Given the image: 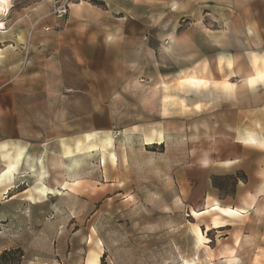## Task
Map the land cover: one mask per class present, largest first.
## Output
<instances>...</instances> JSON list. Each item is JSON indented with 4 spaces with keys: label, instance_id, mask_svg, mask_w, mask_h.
Listing matches in <instances>:
<instances>
[{
    "label": "crops",
    "instance_id": "1",
    "mask_svg": "<svg viewBox=\"0 0 264 264\" xmlns=\"http://www.w3.org/2000/svg\"><path fill=\"white\" fill-rule=\"evenodd\" d=\"M0 23L1 206L128 199L166 148L211 214L176 264H264V0H10Z\"/></svg>",
    "mask_w": 264,
    "mask_h": 264
},
{
    "label": "rangeland",
    "instance_id": "2",
    "mask_svg": "<svg viewBox=\"0 0 264 264\" xmlns=\"http://www.w3.org/2000/svg\"><path fill=\"white\" fill-rule=\"evenodd\" d=\"M160 149L133 157L128 199L108 191L103 203L68 194L34 209L0 205V243L20 247L19 264H94L96 253L105 254L99 264L179 263L192 253L195 232L204 239L197 225L211 214L189 211L179 194L177 153ZM220 180L227 191L235 187L231 177ZM11 258L8 264L18 263L17 254Z\"/></svg>",
    "mask_w": 264,
    "mask_h": 264
},
{
    "label": "built area",
    "instance_id": "3",
    "mask_svg": "<svg viewBox=\"0 0 264 264\" xmlns=\"http://www.w3.org/2000/svg\"><path fill=\"white\" fill-rule=\"evenodd\" d=\"M54 14L59 18H64L69 14V9L74 0H53ZM6 27L0 23V32L5 31ZM167 43V41H166Z\"/></svg>",
    "mask_w": 264,
    "mask_h": 264
},
{
    "label": "bare ground",
    "instance_id": "4",
    "mask_svg": "<svg viewBox=\"0 0 264 264\" xmlns=\"http://www.w3.org/2000/svg\"><path fill=\"white\" fill-rule=\"evenodd\" d=\"M9 7H10V0H0V15H2V14H5L6 12H8V10H9ZM107 144H112V140L109 138L108 140H107ZM108 147H109V145H108ZM114 155V154H113ZM112 156V155H111ZM115 157V156H114ZM114 157H113V159H114ZM5 171V170H4ZM3 175V174H2ZM1 175V176H2ZM0 176V177H1ZM39 189V188H38ZM41 191H42V193H45V191H46V188L44 187V186H42L41 188ZM50 191V190H49ZM47 192V191H46ZM30 198V197H29ZM100 253H96L95 254V256H94V264H99V259H100Z\"/></svg>",
    "mask_w": 264,
    "mask_h": 264
},
{
    "label": "trees",
    "instance_id": "5",
    "mask_svg": "<svg viewBox=\"0 0 264 264\" xmlns=\"http://www.w3.org/2000/svg\"><path fill=\"white\" fill-rule=\"evenodd\" d=\"M15 254L19 256L18 263H16L19 264L23 256V252L19 248L5 250L3 253H1L0 264H8L9 261L13 260L11 257L14 256ZM102 258H104V256Z\"/></svg>",
    "mask_w": 264,
    "mask_h": 264
}]
</instances>
